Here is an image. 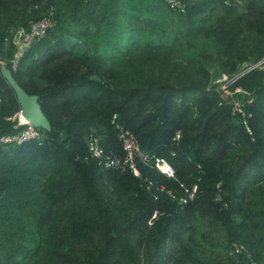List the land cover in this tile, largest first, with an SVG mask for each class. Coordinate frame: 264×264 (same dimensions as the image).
Wrapping results in <instances>:
<instances>
[{"label": "trees", "instance_id": "trees-1", "mask_svg": "<svg viewBox=\"0 0 264 264\" xmlns=\"http://www.w3.org/2000/svg\"><path fill=\"white\" fill-rule=\"evenodd\" d=\"M175 1L0 0L1 58L50 125L0 140V264H264V73L231 82L242 114L208 87L264 59V0ZM44 17L11 68L6 39ZM19 109L0 70V138ZM122 130L147 154L138 175L88 150L123 160ZM203 216L219 254L193 234Z\"/></svg>", "mask_w": 264, "mask_h": 264}, {"label": "built area", "instance_id": "built-area-1", "mask_svg": "<svg viewBox=\"0 0 264 264\" xmlns=\"http://www.w3.org/2000/svg\"><path fill=\"white\" fill-rule=\"evenodd\" d=\"M171 2L173 5L176 4V2H173V1ZM50 26H51L50 19L47 17H44L38 20L37 22H35L29 31L23 32V31H19L20 29L17 30L14 34L13 42L21 38V43L23 44V48L24 49L26 48L24 51H26L32 42L41 39L46 34ZM24 51L19 53V56H21ZM12 67L13 69H16L17 61H13ZM253 71H259V72L264 73V59H261L257 62H252V63H243L238 73H236L230 79V84L231 82L242 77L243 75L249 72H253ZM235 91L240 92L242 91V89L238 87L235 89ZM232 111L235 113H241V114L243 113L241 104L239 101H236L235 103H233ZM26 125L27 126L24 127L25 128L24 131L22 129L19 133L15 135L5 136L2 138V141L3 142H15L17 144H22V143L32 140V138L36 137V135H39L35 126L30 124L29 122H26ZM18 135H21V137L17 138ZM119 139L122 143L123 151L125 152V157L123 158V160L116 155L108 156L106 153H104L103 148L100 146L98 140L95 138H92L89 140L88 150L91 156L95 158L98 161V163L103 164L105 167L115 168L121 164H128L129 167L132 169L133 173L138 175L139 173H138L137 167L134 162L135 161L134 157L136 155V146L134 144L132 134L126 130H122L119 133ZM139 157L141 159H146L145 155L144 156L141 155ZM158 159L156 160V166L158 167V169L162 171L163 173L167 174L168 176H172L173 175L172 167L168 163H166V161L163 160L165 162L164 164H166L167 166V169L162 170L161 165L158 163ZM195 192H196V186H193L188 191L187 197H184L182 199V203H186L189 199H191L194 196ZM155 217H156V213H153L152 218H155Z\"/></svg>", "mask_w": 264, "mask_h": 264}, {"label": "rangeland", "instance_id": "rangeland-1", "mask_svg": "<svg viewBox=\"0 0 264 264\" xmlns=\"http://www.w3.org/2000/svg\"><path fill=\"white\" fill-rule=\"evenodd\" d=\"M170 2L173 1V2H177L175 0H169ZM172 3V2H171ZM33 25V24H32ZM19 31H29V30H25L23 28H21ZM15 34V32H14ZM14 34L12 33L10 35V37H8L5 41V45L8 46V45H13V59L10 60L11 61V68L12 65H13V61H18L19 60V53H21L22 51H24L25 49L23 48V44L21 43V38L20 39H17L15 40V42H13V37H14ZM21 34V33H20ZM15 43V44H14ZM9 47V46H8ZM30 47V46H29ZM0 70H1V73L3 72H7L9 75H11V70L8 68V65L6 64L5 60L1 58V54H0ZM212 78H211V81L209 83V86L208 87H211L212 85H215L216 86V89H219L221 91V96L223 99H226L230 104H233L235 103L236 101H238L237 99V96L236 94L239 92V91H235L236 88L238 87H234L233 89H231V85H230V79L232 78V76H228L224 73H220L219 71H216V70H213L212 71ZM12 77V75L10 76V78ZM7 81V83H12V81L14 83L15 80L13 79V77L11 78V80H9L7 77H4ZM17 86L20 87V85L18 83H16ZM11 86V85H10ZM12 87V86H11ZM21 88V87H20ZM16 93V91H15ZM31 96H35V95H31ZM37 102H38V99H37ZM39 104V102H38ZM40 106V104H39ZM19 107L20 109L11 117L12 120H17V124L21 125L23 127V131L25 130V126L26 125V122H28L27 120H25L20 112H21V105L19 103ZM41 109V107H40ZM42 111V110H41ZM43 113V112H42ZM43 129H46V128H43ZM176 136H179V134L177 133ZM5 137V136H2L0 138V140L2 141V138ZM21 135H18L17 138H20ZM132 138H133V141H134V144L136 146V155H135V159L136 157H139L141 155H145L146 158H147V154H144L140 151L139 149V146L137 144V141H135L133 135H132ZM36 139H39V135H36V137L32 138V140H36ZM3 142V141H2ZM3 143H15V142H3ZM17 144V143H16ZM139 155V156H138ZM145 160V159H143ZM136 161V160H135ZM134 161V162H135ZM167 163V162H166ZM135 165H136V162H135ZM173 169V168H172ZM162 172V171H161ZM163 173V172H162ZM165 174V173H164ZM167 175V174H166ZM192 223L193 225L196 227L197 230H195V232H193V234L196 236V238L198 237L200 241L202 242H199L202 249L205 250V252L209 253L211 252L212 250L214 251L215 249L216 250V254H219L220 251H221V245H225V241H223L222 243H220V245H217V237L218 236H215L216 239L215 241L213 240V238H210V239H207L206 236L203 235V233H207L208 231H211L213 234H215V232L217 233H223V229L219 226H215L213 223H211L210 221V217L209 216H203V217H192ZM201 234V235H200ZM197 238V239H198ZM204 240L206 241H212L214 243H212L213 245H207L204 243Z\"/></svg>", "mask_w": 264, "mask_h": 264}, {"label": "water", "instance_id": "water-1", "mask_svg": "<svg viewBox=\"0 0 264 264\" xmlns=\"http://www.w3.org/2000/svg\"><path fill=\"white\" fill-rule=\"evenodd\" d=\"M2 75L12 81L11 79L12 77L10 78L11 75H9L6 71L3 72ZM10 85L16 91L17 100L21 105V112H20L21 116L35 127H42L49 129L50 125L45 115L42 113L40 106L37 102L38 97L27 94L22 88L17 86L16 83H14L13 81L12 83H10ZM158 163L162 165L165 162L163 161V159L159 158Z\"/></svg>", "mask_w": 264, "mask_h": 264}, {"label": "bare ground", "instance_id": "bare-ground-1", "mask_svg": "<svg viewBox=\"0 0 264 264\" xmlns=\"http://www.w3.org/2000/svg\"><path fill=\"white\" fill-rule=\"evenodd\" d=\"M161 169H162V170H165V169H167V166H166V164H162V165H161Z\"/></svg>", "mask_w": 264, "mask_h": 264}]
</instances>
